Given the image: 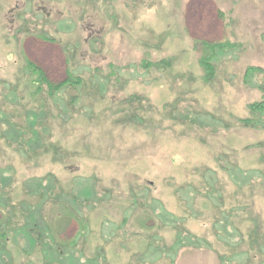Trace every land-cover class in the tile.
Returning <instances> with one entry per match:
<instances>
[{
  "label": "rangeland",
  "instance_id": "1",
  "mask_svg": "<svg viewBox=\"0 0 264 264\" xmlns=\"http://www.w3.org/2000/svg\"><path fill=\"white\" fill-rule=\"evenodd\" d=\"M252 68L264 0H0V264H264Z\"/></svg>",
  "mask_w": 264,
  "mask_h": 264
},
{
  "label": "trees",
  "instance_id": "2",
  "mask_svg": "<svg viewBox=\"0 0 264 264\" xmlns=\"http://www.w3.org/2000/svg\"><path fill=\"white\" fill-rule=\"evenodd\" d=\"M219 16L222 17L223 13L219 12ZM42 35V36H41ZM40 39L47 43H55L56 41L48 36H45L44 34H41ZM214 43L209 42H197L196 48L199 49L201 46L212 45ZM217 46H220V44H216ZM214 46V45H213ZM207 49V48H205ZM211 54H203L200 59V65L204 70V78L206 81H212L215 76V66L212 62L213 60V53L215 52V48H212ZM28 60L27 69L31 71L30 74H33L36 79L34 80L35 83L39 84V92H42V89H45L50 94H55L56 92H59L60 90L71 86L77 82V84L81 83L80 77H74L71 71H66V79L62 81L61 83L55 84L52 81H50L47 77V74L45 73L44 69L37 63L32 62L31 60ZM69 61V60H68ZM167 63V61H165ZM262 75L264 77V70L260 68H252L247 71L246 74V84L249 86H254L255 88L259 89L262 93V99L258 102H254L248 106L249 111V118L246 120H243L242 123L246 127H259L264 128V80L262 82H255L253 79L254 77L251 75Z\"/></svg>",
  "mask_w": 264,
  "mask_h": 264
}]
</instances>
